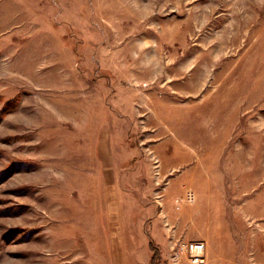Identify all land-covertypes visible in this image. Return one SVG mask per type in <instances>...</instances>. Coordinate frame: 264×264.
I'll return each instance as SVG.
<instances>
[{"label": "rangeland", "instance_id": "1", "mask_svg": "<svg viewBox=\"0 0 264 264\" xmlns=\"http://www.w3.org/2000/svg\"><path fill=\"white\" fill-rule=\"evenodd\" d=\"M181 241L264 264V0H0V264Z\"/></svg>", "mask_w": 264, "mask_h": 264}, {"label": "crops", "instance_id": "2", "mask_svg": "<svg viewBox=\"0 0 264 264\" xmlns=\"http://www.w3.org/2000/svg\"><path fill=\"white\" fill-rule=\"evenodd\" d=\"M169 147L170 146H172L171 144H169L168 145ZM167 147V146H166ZM174 151H178V149L177 148H175V150ZM163 153L164 154H166V156H165V158H167L166 159V161H167V164H163V169L164 168H166V166H168V165H173V164H177L178 162L180 163V161H176L175 160V158H173V157H171L172 155H171V149L169 150V151H165L164 149H163ZM172 153H173V150H172ZM109 157V156H108ZM116 157V156H115ZM112 159V157H109V161ZM115 159V161L116 162H121L120 161V158H119V156L118 157H116V158H114ZM170 160V161H169ZM111 162V161H110ZM111 163H113V171H114V168H117V165L114 163V162H111ZM118 166H119V163H118ZM118 175H119V173H118ZM116 184H118V181H116ZM115 255H118V257L117 258H115V259H117V261L116 262H111V264H139V261H136V262H130L129 260H131V259H133V258H135V256H134V254L132 253V252H127V253H125V257L123 256V257H119V251L118 252H115L114 253ZM121 255H124V254H121ZM113 258V255H112V253H111V259ZM114 259V258H113ZM150 259V258H149ZM149 262H150V260H149Z\"/></svg>", "mask_w": 264, "mask_h": 264}, {"label": "built area", "instance_id": "3", "mask_svg": "<svg viewBox=\"0 0 264 264\" xmlns=\"http://www.w3.org/2000/svg\"><path fill=\"white\" fill-rule=\"evenodd\" d=\"M192 200L191 196H187V201L190 202ZM175 203L179 204L178 201ZM178 252L181 253L184 251H187L188 258H189V264L194 263V255L197 254L198 251L201 252L200 259L203 260L202 263H196V264H204V261L206 260V247L203 242H184L181 241L177 247ZM191 262V263H190Z\"/></svg>", "mask_w": 264, "mask_h": 264}, {"label": "bare ground", "instance_id": "4", "mask_svg": "<svg viewBox=\"0 0 264 264\" xmlns=\"http://www.w3.org/2000/svg\"><path fill=\"white\" fill-rule=\"evenodd\" d=\"M200 254H201V252L198 251L197 254L193 256L194 257L193 258L194 259V263H191V262L190 263L191 264L202 263L203 260L200 259V256H199ZM204 264H205V261H204Z\"/></svg>", "mask_w": 264, "mask_h": 264}, {"label": "trees", "instance_id": "5", "mask_svg": "<svg viewBox=\"0 0 264 264\" xmlns=\"http://www.w3.org/2000/svg\"><path fill=\"white\" fill-rule=\"evenodd\" d=\"M153 252H154V253H153L152 257H151L150 263H151V264H158V262H157V261H158V260H157V253H156V251H154V250H153Z\"/></svg>", "mask_w": 264, "mask_h": 264}]
</instances>
